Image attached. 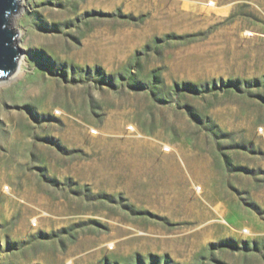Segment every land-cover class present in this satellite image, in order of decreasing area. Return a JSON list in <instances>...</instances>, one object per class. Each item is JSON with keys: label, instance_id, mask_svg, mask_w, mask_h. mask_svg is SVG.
<instances>
[{"label": "rangeland", "instance_id": "rangeland-1", "mask_svg": "<svg viewBox=\"0 0 264 264\" xmlns=\"http://www.w3.org/2000/svg\"><path fill=\"white\" fill-rule=\"evenodd\" d=\"M11 27L0 264H264V0H20Z\"/></svg>", "mask_w": 264, "mask_h": 264}, {"label": "water", "instance_id": "water-1", "mask_svg": "<svg viewBox=\"0 0 264 264\" xmlns=\"http://www.w3.org/2000/svg\"><path fill=\"white\" fill-rule=\"evenodd\" d=\"M19 3L20 0H0V80L17 70L21 58L17 33L11 27Z\"/></svg>", "mask_w": 264, "mask_h": 264}, {"label": "bare ground", "instance_id": "bare-ground-1", "mask_svg": "<svg viewBox=\"0 0 264 264\" xmlns=\"http://www.w3.org/2000/svg\"><path fill=\"white\" fill-rule=\"evenodd\" d=\"M54 27H56L55 25H53ZM59 27V26H58ZM44 49V47H41ZM27 64V61L25 59V57H21L20 60H19V63H18V67H17V70H16V73L18 75H22L24 73V65ZM4 84V83H3ZM3 84H0V87L3 85Z\"/></svg>", "mask_w": 264, "mask_h": 264}]
</instances>
